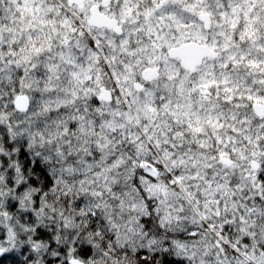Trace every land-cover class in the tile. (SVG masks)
<instances>
[{
  "label": "clouds",
  "instance_id": "clouds-1",
  "mask_svg": "<svg viewBox=\"0 0 264 264\" xmlns=\"http://www.w3.org/2000/svg\"><path fill=\"white\" fill-rule=\"evenodd\" d=\"M0 264H264V0H0Z\"/></svg>",
  "mask_w": 264,
  "mask_h": 264
}]
</instances>
